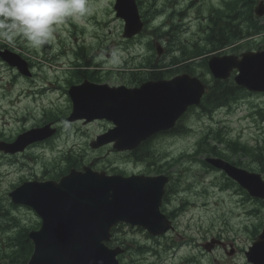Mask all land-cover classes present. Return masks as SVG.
<instances>
[{
    "label": "rangeland",
    "instance_id": "rangeland-1",
    "mask_svg": "<svg viewBox=\"0 0 264 264\" xmlns=\"http://www.w3.org/2000/svg\"><path fill=\"white\" fill-rule=\"evenodd\" d=\"M113 1H89L93 8L92 14L98 15L100 21L108 22L105 30L100 26L94 28L95 22H92V25H86L85 22L72 23V25L66 23L58 28L55 42L39 50L31 48L23 37L9 44L12 48L18 47V43L28 46L27 53L32 57H35L32 55L33 52H38L40 57H50L51 54L52 57L60 54L66 56L61 57L57 64L51 63L52 67H49L51 70L43 63V58L37 57L42 63L37 66L35 78L28 81L17 78L12 71L0 65V134L11 137L19 129L44 123L45 114L56 115L67 111L65 92L61 87L59 90L56 89L59 86L53 84L58 81L64 85L62 81L66 83L71 78L70 74L67 80L64 76L71 69L69 65L71 60L68 57L74 58L73 52L79 45L83 44V47L90 48L91 51L101 50L108 56L112 55V60L99 62L103 65L104 71H117L122 68V58L128 56L124 50L133 51L137 55V61L129 60L128 66H125L133 70L136 65L143 62L144 58L155 56V53L147 47L150 41L160 42L165 47L167 45L163 34L153 28L155 20L152 15L156 8L165 6L167 14L175 10H185L183 18L180 16V20L182 19L180 38L183 41H193L203 35L200 25L205 23V20L202 18L204 16L208 18L209 10L220 6L224 0H143V7L149 10L147 13L149 29L146 35L131 43L123 40L124 23L114 16L111 9ZM192 1H195V5L189 8ZM163 20H165L164 16L159 19L161 22ZM176 21H179V18ZM76 25L78 27H75ZM81 29L87 31L82 32ZM254 41L241 51L232 49L230 53L238 55L244 51L264 47V38H256ZM167 61L168 58L165 59V62ZM198 73L202 74L210 84L212 83L213 78L205 69L198 68ZM61 76H64L62 77L64 80H60L61 78L56 80ZM107 82L111 85H128L130 78L127 75L116 79L108 77ZM42 89L47 91L39 95L42 94ZM30 90L33 91L32 93L35 92L37 98L29 95ZM256 104L264 111V96H242L231 107L227 106L210 114L201 109L192 110L182 123L184 127L180 135L174 138H161L151 145L154 153L158 155L154 168L170 169L174 177L168 203L169 211L184 207L186 212L177 215V231L161 239L153 240L141 232L127 229L121 232L120 238L126 239L129 243L135 241L147 248L144 253H139L136 257L128 255L125 264H249L243 252L254 239L255 227L264 221V206L245 201L234 188H226V179L222 174L206 171L199 161H195L194 152L200 139L208 133L214 135L220 133L224 138L239 140L254 147L255 139H258L254 135H257L258 131L253 121L248 123L246 115L250 113V107L257 108ZM257 125L264 127V121H260ZM104 126L103 123L70 125L64 121L60 123L59 137L50 144L36 147L29 153L31 157L27 154L16 159H4L0 153V224L5 225L2 226L5 231H0V264H13L10 259L3 258V254L9 251L10 243L18 236L22 226L31 228L39 221L29 209L22 206L14 208L10 204L9 189L13 184L19 183L20 179L45 174L47 164L51 166L56 162L60 167H64L66 165L64 155L71 153L83 156V164H92L98 170L111 171L115 168L129 173L154 169L149 163L137 165L126 154H116L107 148L92 151L89 143L103 131ZM219 147L224 148L225 145L221 144ZM183 154L193 155L176 162L175 160ZM205 156H199L198 160L202 161ZM245 161L249 162L246 159ZM17 164L22 165V168L20 169ZM249 165L256 166L254 163ZM253 210L257 212L252 213ZM213 237L234 243V247L238 250L236 255L230 257L222 249L207 254L202 246ZM151 249L155 251L152 252ZM131 260H134L133 263H130Z\"/></svg>",
    "mask_w": 264,
    "mask_h": 264
},
{
    "label": "water",
    "instance_id": "water-1",
    "mask_svg": "<svg viewBox=\"0 0 264 264\" xmlns=\"http://www.w3.org/2000/svg\"><path fill=\"white\" fill-rule=\"evenodd\" d=\"M118 9L128 20L126 35L132 36L141 26L134 0H119ZM120 11L119 15L124 17ZM3 58L28 73L25 65L20 66L14 57L3 54ZM256 58L262 60H256L251 66ZM225 66L228 69V63ZM225 66L219 70L221 77L225 76ZM237 80L250 90L264 89L260 84L264 82V56H246ZM183 91V103L195 97L196 93L191 89L184 88ZM88 108L75 104L71 120L86 117L89 112L96 117H110L103 101ZM174 111L177 109L163 105L157 112L156 122L165 125L168 115ZM135 123L141 124V121ZM114 139L115 132H111L101 143ZM135 145L136 141L126 144L129 148ZM146 188L138 179L129 181L127 186L123 181L90 172L85 175L73 173L61 187L49 183L23 185L11 194L14 202L34 207L43 219L41 230L30 235L36 246L30 264H118L115 260L117 251L98 246V240L105 238L110 226L117 221L140 224V219H148L140 210L143 198L151 199ZM148 228L155 233L153 228ZM249 259L254 264H264V243L255 244Z\"/></svg>",
    "mask_w": 264,
    "mask_h": 264
},
{
    "label": "clouds",
    "instance_id": "clouds-1",
    "mask_svg": "<svg viewBox=\"0 0 264 264\" xmlns=\"http://www.w3.org/2000/svg\"><path fill=\"white\" fill-rule=\"evenodd\" d=\"M92 12L89 0H0V43L23 37L39 50L55 42L60 26L82 24Z\"/></svg>",
    "mask_w": 264,
    "mask_h": 264
}]
</instances>
